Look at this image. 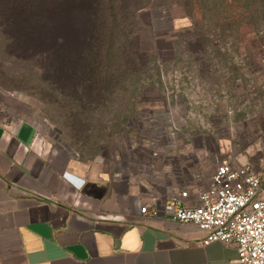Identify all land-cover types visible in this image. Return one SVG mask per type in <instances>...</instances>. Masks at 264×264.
<instances>
[{
	"label": "rangeland",
	"instance_id": "1",
	"mask_svg": "<svg viewBox=\"0 0 264 264\" xmlns=\"http://www.w3.org/2000/svg\"><path fill=\"white\" fill-rule=\"evenodd\" d=\"M26 4L63 13L64 41L25 45ZM48 5L0 0V115L156 196L207 187L223 161L264 172V0Z\"/></svg>",
	"mask_w": 264,
	"mask_h": 264
},
{
	"label": "crops",
	"instance_id": "2",
	"mask_svg": "<svg viewBox=\"0 0 264 264\" xmlns=\"http://www.w3.org/2000/svg\"><path fill=\"white\" fill-rule=\"evenodd\" d=\"M109 166L0 115V264H241L234 244L201 245L202 230L165 214L182 190L149 194ZM153 203L155 217L140 213Z\"/></svg>",
	"mask_w": 264,
	"mask_h": 264
},
{
	"label": "built area",
	"instance_id": "3",
	"mask_svg": "<svg viewBox=\"0 0 264 264\" xmlns=\"http://www.w3.org/2000/svg\"><path fill=\"white\" fill-rule=\"evenodd\" d=\"M163 209L173 220L202 230L199 244L232 243L241 264H264V182L253 166L223 161L207 187L193 194L182 190ZM140 213L155 217L157 205L144 204Z\"/></svg>",
	"mask_w": 264,
	"mask_h": 264
},
{
	"label": "trees",
	"instance_id": "4",
	"mask_svg": "<svg viewBox=\"0 0 264 264\" xmlns=\"http://www.w3.org/2000/svg\"><path fill=\"white\" fill-rule=\"evenodd\" d=\"M41 2H45L47 6L49 3V0H39ZM64 0H61L63 2ZM60 2V1H59ZM31 4H26L23 6L21 11V21L19 22V26L21 27L22 34L25 37V45L32 46L33 42H39L38 39L47 40L52 37H55V33L57 35V39H60L61 42L64 41L66 33L68 30L66 21V16L61 13L58 15L55 14L51 9L46 10L40 8L38 13L32 10L31 7H29ZM63 9V7H61ZM91 11V8L89 7L88 11L86 10H79L80 18H83L85 16V19H87L90 24L89 30H87V33L89 34V37H92V29L94 30V24L97 23V17H100L99 14V8H94V14H91L89 16V12ZM77 17V16H76ZM76 27H80L79 24ZM47 52V50H45Z\"/></svg>",
	"mask_w": 264,
	"mask_h": 264
}]
</instances>
